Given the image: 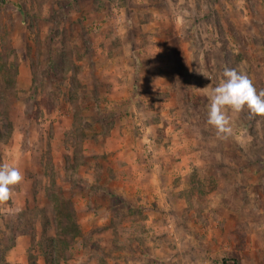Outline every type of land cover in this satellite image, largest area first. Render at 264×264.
<instances>
[{
	"label": "rangeland",
	"instance_id": "rangeland-1",
	"mask_svg": "<svg viewBox=\"0 0 264 264\" xmlns=\"http://www.w3.org/2000/svg\"><path fill=\"white\" fill-rule=\"evenodd\" d=\"M225 67L264 91V0H0V263L264 264V118L206 122Z\"/></svg>",
	"mask_w": 264,
	"mask_h": 264
},
{
	"label": "clouds",
	"instance_id": "clouds-1",
	"mask_svg": "<svg viewBox=\"0 0 264 264\" xmlns=\"http://www.w3.org/2000/svg\"><path fill=\"white\" fill-rule=\"evenodd\" d=\"M207 124L220 139L232 133L227 113L247 110L250 116L264 118V91L257 92L248 76L235 68L225 67L215 87L208 92ZM18 166L0 164V202L10 200L14 186L23 180Z\"/></svg>",
	"mask_w": 264,
	"mask_h": 264
},
{
	"label": "trees",
	"instance_id": "trees-1",
	"mask_svg": "<svg viewBox=\"0 0 264 264\" xmlns=\"http://www.w3.org/2000/svg\"><path fill=\"white\" fill-rule=\"evenodd\" d=\"M75 226V225H74ZM74 226H73V224L72 225H70L69 227H65V229L66 230H69V229H71L72 228V230H74L75 228H74ZM57 255V253H53V254H49V256H50V258H53V257H55ZM59 256V255H58ZM0 264H5V263H0Z\"/></svg>",
	"mask_w": 264,
	"mask_h": 264
}]
</instances>
